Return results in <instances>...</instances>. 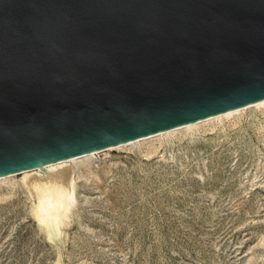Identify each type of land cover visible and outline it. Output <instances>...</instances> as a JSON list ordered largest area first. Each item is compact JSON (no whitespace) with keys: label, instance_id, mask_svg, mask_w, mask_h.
<instances>
[{"label":"water","instance_id":"water-1","mask_svg":"<svg viewBox=\"0 0 264 264\" xmlns=\"http://www.w3.org/2000/svg\"><path fill=\"white\" fill-rule=\"evenodd\" d=\"M264 98V0H0V176Z\"/></svg>","mask_w":264,"mask_h":264},{"label":"rangeland","instance_id":"rangeland-1","mask_svg":"<svg viewBox=\"0 0 264 264\" xmlns=\"http://www.w3.org/2000/svg\"><path fill=\"white\" fill-rule=\"evenodd\" d=\"M263 113L73 164L76 202L51 235L21 175L8 178L0 264H264Z\"/></svg>","mask_w":264,"mask_h":264},{"label":"bare ground","instance_id":"bare-ground-1","mask_svg":"<svg viewBox=\"0 0 264 264\" xmlns=\"http://www.w3.org/2000/svg\"><path fill=\"white\" fill-rule=\"evenodd\" d=\"M248 108H255L264 112V98L194 122L112 145L101 150L87 152L51 163L38 165L37 167L20 172L1 175L0 185L9 183L8 180H10L11 183V179L8 178L12 176L21 175L20 183L22 184V187L34 198L32 205L33 219L39 226L47 231L48 235H51L59 231L60 225L64 223L72 206L76 202V182L73 164L78 163L82 159L84 163V158L86 161V157L93 156L100 151L114 150L131 144L139 145L140 142L151 138H156L158 141V138H163L164 136L167 137L180 130L188 131L189 134V132L191 133L196 129L198 130V127L203 125L206 127V124L214 121L215 123L218 122L220 124V122H223V119L233 117Z\"/></svg>","mask_w":264,"mask_h":264}]
</instances>
